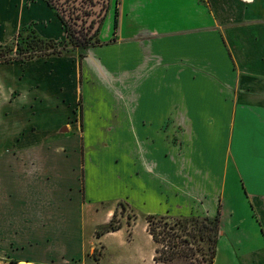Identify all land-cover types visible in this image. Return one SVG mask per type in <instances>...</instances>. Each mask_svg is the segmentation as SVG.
<instances>
[{"label":"crops","instance_id":"crops-1","mask_svg":"<svg viewBox=\"0 0 264 264\" xmlns=\"http://www.w3.org/2000/svg\"><path fill=\"white\" fill-rule=\"evenodd\" d=\"M48 1L0 0V45L22 30L63 45ZM105 6L91 43L0 63V224L18 264H99L122 231L130 264H158L147 215L218 211L213 264H264V0ZM119 202L132 226L97 236Z\"/></svg>","mask_w":264,"mask_h":264},{"label":"trees","instance_id":"trees-1","mask_svg":"<svg viewBox=\"0 0 264 264\" xmlns=\"http://www.w3.org/2000/svg\"><path fill=\"white\" fill-rule=\"evenodd\" d=\"M87 12H89V10H87ZM78 17V15L74 16L73 13L72 18H74L75 21L72 19L71 22V20H68L64 15L60 16L66 32L68 33L69 27H71L73 32L78 35H76L77 41H75L74 45L84 46L91 43L92 40L96 38L95 35L97 30L91 31L92 28L89 27L88 30L84 31L83 29L72 27L75 25L76 18ZM33 38L36 42L40 43L38 48H41L42 45H44L43 43H45L44 48L47 49V46L51 45L49 43H52L51 40L44 41L35 35L32 36V39ZM58 52L59 50H56V47H54L53 51H44L41 54ZM10 59L11 57L0 58V63L11 61ZM15 60H19V58H15ZM118 204L122 205L123 209L126 208L125 203L119 202ZM116 215L117 213L115 209L109 221L96 229L97 236L110 231H115L122 226L121 221L115 219ZM135 218H133V221ZM168 219H172L173 221H169ZM146 220L147 231L151 234L155 243L154 260L156 263L165 264L175 260H182L184 264H213L220 230L219 211L214 217L200 218L190 216L170 218L166 216L147 215ZM133 221L130 222L127 220L126 223L131 227ZM200 242H205L206 249L200 244ZM198 252H200V254Z\"/></svg>","mask_w":264,"mask_h":264},{"label":"rangeland","instance_id":"rangeland-1","mask_svg":"<svg viewBox=\"0 0 264 264\" xmlns=\"http://www.w3.org/2000/svg\"><path fill=\"white\" fill-rule=\"evenodd\" d=\"M50 2H53L52 0H49ZM54 4V3H53ZM29 31L27 30H22L18 35H16L14 37V39L8 43V44H4V45H0V58H10L11 57V61H17L15 60V58H19V60H24L27 58H31L34 56H38L39 54H41L42 52L46 51V52H50L53 51V48L56 47V50H59L58 53H52V54H61L64 53L65 51H70L73 47H76V45H74L75 41H77L76 38V33L73 32V29H71V27H69V32H66V41L65 43L62 44H58L57 42H53L49 43L51 45L47 46L48 48L45 49L44 45L45 43H43L44 45H42V47L38 48V45L40 43L36 42L34 40V38L32 39V33H29ZM78 36V35H77ZM34 41V42H33ZM33 42V43H32ZM78 47H81V45H77ZM33 55V56H31ZM1 115V114H0ZM1 118V117H0ZM110 152H108L107 155H109ZM110 166L109 161H108V167ZM229 173H230V169H229ZM230 175V174H229ZM109 179V177H108ZM227 185H229L231 187L232 190V199L231 202H233L234 204H237L238 207V214L241 216V218L244 221V225L248 224L249 220H248V215H249V208H247V205L244 206L243 205V198L242 196L244 195V192L242 190V186H239L237 184V179L235 178V176L233 175V177H229L227 179ZM116 209V220H120L121 223H123V221H127L129 220L130 222L133 221V218H135V213L133 211H131L130 209H128V207L124 208L122 207V205L117 204L115 206ZM251 215V213H250ZM104 215L101 214H91L89 216V218L86 221V232L90 233V228H92V224L98 220L100 217H103ZM201 218V217H200ZM169 221H173L172 219H168ZM144 222L143 217L138 218L137 220V225H136V229L138 231L142 230L141 226L142 223ZM101 226V225H100ZM3 226L2 224H0V229L2 230L0 233V264H18V260L21 258H27L25 256H23L22 254H20V252H18L17 248H18V240H10L9 238H3ZM125 231H122V237H112L109 236L107 238H105V243L108 245V249L104 251L99 264H130L133 261V257L132 255H129V251L127 250L126 252L121 251L120 249L118 250V245H120V241L122 239H125ZM9 234H7L8 236ZM65 242H71L70 240H66ZM200 244L206 249V244L205 242H200ZM101 247L97 246L96 248H93L92 250L88 251V254L91 255V257L89 258V260H91L92 258L94 259H99L100 255H101ZM200 254V252H198ZM198 254V256H199ZM45 259H48L47 257L42 256ZM135 257V256H134ZM19 258V259H18ZM42 258V259H43ZM64 258H68L67 256H64ZM136 258V257H135ZM94 259H92V261H94ZM50 262V261H47ZM46 264V263H45ZM165 264H184L182 260H175L173 262H169V263H165Z\"/></svg>","mask_w":264,"mask_h":264},{"label":"flooded vegetation","instance_id":"flooded-vegetation-1","mask_svg":"<svg viewBox=\"0 0 264 264\" xmlns=\"http://www.w3.org/2000/svg\"><path fill=\"white\" fill-rule=\"evenodd\" d=\"M57 6L62 15L72 22V16L74 13L79 17L76 18V23L72 27L88 30L91 27L92 30H96L100 20L101 13L106 5L104 0H52ZM97 5V6H96ZM98 6L100 8H98ZM89 10V12H87ZM75 11V12H74ZM86 13V14H85ZM75 21V19H74ZM82 31V30H81Z\"/></svg>","mask_w":264,"mask_h":264},{"label":"water","instance_id":"water-1","mask_svg":"<svg viewBox=\"0 0 264 264\" xmlns=\"http://www.w3.org/2000/svg\"><path fill=\"white\" fill-rule=\"evenodd\" d=\"M104 2H105V4L107 5V3H108V0H104ZM98 8H100L99 6H98ZM106 10V6H104V8H103V10H102V13H101V15H103L104 14V11Z\"/></svg>","mask_w":264,"mask_h":264}]
</instances>
